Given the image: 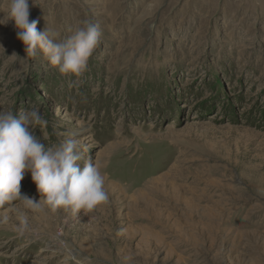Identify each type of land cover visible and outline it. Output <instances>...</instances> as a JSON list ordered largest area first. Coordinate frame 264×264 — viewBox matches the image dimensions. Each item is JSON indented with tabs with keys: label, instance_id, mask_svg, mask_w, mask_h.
<instances>
[{
	"label": "rangeland",
	"instance_id": "rangeland-1",
	"mask_svg": "<svg viewBox=\"0 0 264 264\" xmlns=\"http://www.w3.org/2000/svg\"><path fill=\"white\" fill-rule=\"evenodd\" d=\"M28 2L58 42L91 21L101 43L83 76L61 75L27 57L0 0V111L37 109L45 151L76 140L109 200L76 216L5 205L0 264H264L260 1ZM21 194L40 198L30 170Z\"/></svg>",
	"mask_w": 264,
	"mask_h": 264
},
{
	"label": "clouds",
	"instance_id": "clouds-1",
	"mask_svg": "<svg viewBox=\"0 0 264 264\" xmlns=\"http://www.w3.org/2000/svg\"><path fill=\"white\" fill-rule=\"evenodd\" d=\"M34 5H41L33 0ZM42 6V5H41ZM14 20L17 39L24 45L27 57L42 53L51 67L61 75L80 78L101 43L98 24L84 21L64 40L54 39L55 33L37 29L38 20H30L28 0H10L7 19ZM47 126V120L37 109L0 111V208L21 201L33 211L63 210L72 216L83 211L87 214L109 200L105 189V176L90 156L79 151L76 140L69 139L45 151V145L35 135V129ZM46 139V137H44ZM83 160V166L79 161ZM26 170L39 193V200L21 194V181ZM27 228L25 218L16 231L23 236ZM127 259V258H125Z\"/></svg>",
	"mask_w": 264,
	"mask_h": 264
},
{
	"label": "bare ground",
	"instance_id": "bare-ground-1",
	"mask_svg": "<svg viewBox=\"0 0 264 264\" xmlns=\"http://www.w3.org/2000/svg\"><path fill=\"white\" fill-rule=\"evenodd\" d=\"M260 4H262V6H264V0H259Z\"/></svg>",
	"mask_w": 264,
	"mask_h": 264
}]
</instances>
